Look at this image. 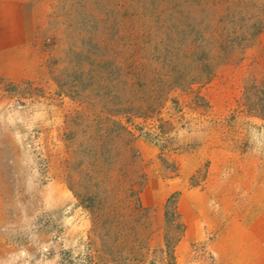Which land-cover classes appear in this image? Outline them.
<instances>
[{"label":"rangeland","instance_id":"rangeland-1","mask_svg":"<svg viewBox=\"0 0 264 264\" xmlns=\"http://www.w3.org/2000/svg\"><path fill=\"white\" fill-rule=\"evenodd\" d=\"M108 12L106 0H0V264H264V120L245 108L264 87V28L233 76L152 86L132 125L152 140L130 156L118 124H80L118 121L130 94L127 54L86 39L105 35ZM82 51L104 61L88 81ZM83 160L133 161L135 189L72 192L65 168L77 179Z\"/></svg>","mask_w":264,"mask_h":264},{"label":"trees","instance_id":"trees-1","mask_svg":"<svg viewBox=\"0 0 264 264\" xmlns=\"http://www.w3.org/2000/svg\"><path fill=\"white\" fill-rule=\"evenodd\" d=\"M106 5L109 12L105 18V35L88 31L90 38L86 39L96 51L121 49L127 54L130 64L123 80L130 94L123 103V118L117 121L103 116L93 119L82 116L80 124H118L124 134L125 152L130 156L134 155L132 144L136 140H152L146 126L132 128L134 118L144 119L152 108L143 101L152 93V86H161L156 94L163 96L169 87L206 86L224 76H233L247 62H253L248 53L264 28V17L251 13L255 8L264 14L263 0L255 5L252 0H106ZM95 55L92 51L79 53L81 59L77 66L81 80H90L95 68L104 63ZM246 79L255 82L251 74L245 75ZM137 85L143 87L140 98L133 89ZM253 87L246 113L264 120L261 97L264 87L263 91ZM99 139L101 143L105 137ZM136 167L129 160L120 166L107 160H83L76 166L82 175L77 179L66 166L65 183L72 192L81 188L84 194L117 189L131 192L135 189L134 184H129L133 178L126 179L124 174L127 168ZM133 175L142 179L144 172L134 170Z\"/></svg>","mask_w":264,"mask_h":264}]
</instances>
